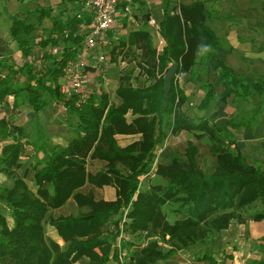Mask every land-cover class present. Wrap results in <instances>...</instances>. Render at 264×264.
Segmentation results:
<instances>
[{
  "label": "trees",
  "instance_id": "obj_1",
  "mask_svg": "<svg viewBox=\"0 0 264 264\" xmlns=\"http://www.w3.org/2000/svg\"><path fill=\"white\" fill-rule=\"evenodd\" d=\"M207 2L211 1L181 5L177 13V6L171 9V1H165L161 35L167 46L161 55L145 31L131 34L128 47L123 43L116 51L118 55L132 51L131 63L120 76V106L111 104L108 95L77 105L75 97L62 94L59 80L82 44L75 18L63 24L53 18V10L43 11L39 20L52 19L53 30L33 48L30 40L36 26L28 17H13L10 35L30 59L20 68L26 83L14 65L0 63V102L15 97V113L0 120V175L12 182L11 187L0 185V264H109L122 225L124 247L132 250L128 264H159L211 242L233 221H264V166L247 163L229 131L216 127V115L188 117L187 98L177 88L176 78L166 106L165 76L170 66L177 65L176 76L191 72L202 36L214 49L219 46L206 26L213 15ZM65 25L69 34L62 38ZM136 48L143 51L138 58ZM215 65L223 69L225 92L218 95L208 85L200 110L207 111L215 102L227 103L232 96L237 101L256 95L264 99V80L251 84L223 61ZM137 67L151 84L133 85ZM23 104L34 114L51 105L66 108L78 137L68 147L53 151L37 121V140H25V129L14 122ZM130 113L132 122L127 119ZM182 133L188 136L185 154H176L169 166L158 163L151 175L167 140ZM118 135L141 138L123 148ZM89 158L107 162L106 169L89 175ZM26 162L32 165L24 169ZM30 173L36 190L27 183ZM88 183L116 188L118 199L97 201L93 193L79 194ZM71 199L77 204L75 212L56 219L54 212ZM49 227L57 231L63 246L48 236ZM142 237L155 240L143 248L138 244L145 240ZM203 260L215 264L208 255Z\"/></svg>",
  "mask_w": 264,
  "mask_h": 264
},
{
  "label": "crops",
  "instance_id": "obj_2",
  "mask_svg": "<svg viewBox=\"0 0 264 264\" xmlns=\"http://www.w3.org/2000/svg\"><path fill=\"white\" fill-rule=\"evenodd\" d=\"M165 1H133L120 6L118 24L108 32L107 36L110 44L108 49L114 51L113 63L102 70H92L91 74V89L95 94L97 93V96L93 95L97 101H100L101 96L108 95L111 104L121 105L117 91L121 73L128 67V63H122L121 58L117 60L116 51L121 49L123 43L128 47L131 34L139 31L148 32L155 44V34L147 23L150 17L157 19L160 23L163 22ZM170 1L172 3L170 7L174 9L177 3ZM198 1L207 0H179L178 5L189 6ZM210 1L207 2L206 8L212 11L213 15H209L206 26L216 35L219 46L212 53L199 55L193 70L176 76L175 84L187 98L184 109L187 110L188 117L208 119L216 115V127L219 130L229 131L236 146L247 159V163L264 166V99L256 95L245 101H237L236 97L232 96L227 103H213L207 111L199 109L207 95L208 85L213 86L218 95L225 92L223 69L215 65L217 62L223 61L227 68L236 75L245 77L251 84L257 80H264V0ZM83 3L84 0H0V63L14 65L19 70L30 59L24 56L20 45L10 35L13 17L17 16L20 19L28 17L33 25L34 18L38 23H43L42 27H36L37 35L32 36L30 40V46L38 48V44L44 41L53 30V22L52 26L46 25L52 19L39 20L42 12L53 10V18L66 24L68 20H74L76 13L83 10ZM86 15L87 13L84 14ZM65 26L61 37L65 33L69 34V29L67 25ZM60 47L63 46L60 45ZM50 50L51 48L48 49ZM33 55H36V52ZM18 77L21 82L26 83L24 76L19 74ZM132 83L139 88L146 86L144 79L137 81L133 79ZM14 103V96L0 102V120L9 119L11 113H15ZM52 106L54 105L32 115L37 118L49 148L54 151L57 148L68 147L78 137V130L73 126L74 120L68 115L66 108L57 106L52 108ZM28 107L25 109L23 107V111L22 109L19 111L20 114L14 122H20L18 124L25 129V140L29 141L31 128L28 127V122L31 118L24 117ZM127 119L132 122L134 117L130 113ZM182 136L188 137L182 133L169 138L172 141L171 147L167 149L170 158L167 160L163 153L161 155L159 153L157 157L159 164L169 166L176 154H185L187 142L181 152L174 147L175 139ZM140 138L141 135L116 137L123 148L139 141ZM36 140L37 137L34 141ZM1 153L2 149L0 155ZM106 166L107 162L89 158L87 172L89 175L96 176L105 170ZM78 192L83 195L93 193L97 201L115 202L118 199L117 190L114 187L100 189L88 183ZM76 208L75 200L71 199L64 207L56 210L54 216L56 219L71 216ZM50 228L52 229L50 230L51 238L63 246L64 242L57 231ZM207 255L214 258L215 264H258L264 261V221H250L246 224L233 221L228 230L214 237L211 242L183 251L173 259L159 264H211L203 260Z\"/></svg>",
  "mask_w": 264,
  "mask_h": 264
},
{
  "label": "built area",
  "instance_id": "obj_3",
  "mask_svg": "<svg viewBox=\"0 0 264 264\" xmlns=\"http://www.w3.org/2000/svg\"><path fill=\"white\" fill-rule=\"evenodd\" d=\"M133 1L144 0H84L83 10L76 13L75 19L78 22L82 44L76 49V57L70 61L65 68V75L59 80L61 92L68 99L75 97L77 105H84L91 97L97 96L91 89L92 70L104 69L113 63V49L110 46L107 36L108 32L118 24V10L121 5ZM177 3V13H180L179 0H172ZM128 10V9H127ZM87 13L86 16L84 14ZM149 27L155 34V47L158 56L161 55L167 44L161 35V23L150 17ZM68 33L63 36L67 37ZM55 54L59 51L55 50ZM92 62V63H91ZM135 63V62H134ZM138 72L140 68L138 67ZM157 163L150 170L154 174ZM127 209L124 223L128 216ZM121 235L114 246L109 264H128L132 250L124 247V225L120 228Z\"/></svg>",
  "mask_w": 264,
  "mask_h": 264
},
{
  "label": "rangeland",
  "instance_id": "obj_4",
  "mask_svg": "<svg viewBox=\"0 0 264 264\" xmlns=\"http://www.w3.org/2000/svg\"><path fill=\"white\" fill-rule=\"evenodd\" d=\"M13 14V13H12ZM32 20H34V25L37 27V28H39L40 26L42 27V24L43 23H38V21H36V19L34 18V19H32ZM52 20H51V22H48L46 25H48V26H52ZM45 27V26H44ZM42 31H44V30H42ZM37 34H36V32L34 33V35H33V37H35ZM38 38H39V34H38ZM129 50V49H128ZM124 51L122 54H120V55H118L117 56V60H119L120 58H121V62L122 63H128V67H129V65H130V63L131 62H129L128 60L130 59V56H132V51ZM135 53H136V56H137V58L139 57V56H142L143 55V51L141 50V49H139V48H136V50L134 51ZM134 63V62H133ZM127 67V68H128ZM126 68V69H127ZM19 72L21 71L20 69L18 70ZM20 74L23 76V74L20 72ZM122 74V73H121ZM135 75H136V77L134 78L133 77V79H135L136 81L137 80H140V79H144L145 80V78L143 77V76H141V71L140 72H138V67H137V71H136V73H135ZM152 82H147L146 81V84H151ZM22 102H23V100H22ZM23 106H24V109L25 108H27L28 107V104H23ZM54 106H52V108H53ZM26 110H28L27 111V114H25V116L24 117H30L31 118V121L29 120V122H28V127L29 128H31V132H29L30 133V139H29V141H34V139L37 137V131H36V128H35V126H36V123H37V118H35V115H32V113H33V109L32 108H29L28 107V109H26ZM22 111H23V109H22ZM25 113V112H24ZM30 113V114H29ZM22 116V115H21ZM19 119V118H18ZM17 119V120H18ZM169 140V139H168ZM167 140V142H166V144L164 145V147L160 150V155H161V153H163L164 154V158H166L167 160L170 158V155H169V153L167 152V149L169 148V147H171V144H172V141L171 140H169L168 141ZM186 142H187V137L186 136H182V137H180V138H177V139H175V143H174V147H176L177 148V151H182V150H184V148L186 147ZM169 150H171V148L169 149ZM159 155V154H158ZM158 159V158H157ZM156 159V163L158 164V160ZM31 162L33 163L34 161L33 160H31ZM31 162H26V165H25V167H24V169H26V168H29V166L30 165H32V163ZM155 162H154V165H155ZM207 162L208 163H206L207 165H209L210 164V162H211V159H207ZM153 165V166H154ZM207 167V166H206ZM23 172H24V170H21L20 171V173L23 175ZM31 172V171H30ZM26 180H27V183H28V185L32 188V189H34V190H36V185H35V183H34V181H33V178H32V173H30L29 175H28V177L26 178ZM0 185H2V186H9V187H11L12 186V182H10L6 177H4L3 175H1L0 176ZM9 221H10V223L12 222V220H11V218H9ZM50 230L52 231V229L49 227L48 228V230H47V234H48V236L51 238V232H50ZM142 238H144L145 240H140L139 242H138V244L139 245H141L143 248H146V247H148V245L150 244V242H152L153 240H155V238H147V237H142Z\"/></svg>",
  "mask_w": 264,
  "mask_h": 264
},
{
  "label": "water",
  "instance_id": "obj_5",
  "mask_svg": "<svg viewBox=\"0 0 264 264\" xmlns=\"http://www.w3.org/2000/svg\"><path fill=\"white\" fill-rule=\"evenodd\" d=\"M177 65L173 64L170 66L166 76H165V83H166V90H165V100H166V106L168 105V101H169V95L171 93L172 90V83L176 77V73H177Z\"/></svg>",
  "mask_w": 264,
  "mask_h": 264
},
{
  "label": "clouds",
  "instance_id": "obj_6",
  "mask_svg": "<svg viewBox=\"0 0 264 264\" xmlns=\"http://www.w3.org/2000/svg\"><path fill=\"white\" fill-rule=\"evenodd\" d=\"M214 52L213 45L207 42L206 37H201L200 43L197 45V55L208 54Z\"/></svg>",
  "mask_w": 264,
  "mask_h": 264
}]
</instances>
